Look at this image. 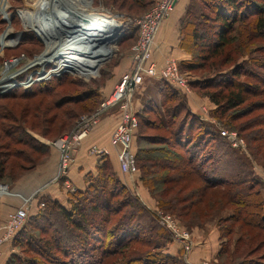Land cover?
Listing matches in <instances>:
<instances>
[{"label": "trees", "instance_id": "16d2710c", "mask_svg": "<svg viewBox=\"0 0 264 264\" xmlns=\"http://www.w3.org/2000/svg\"><path fill=\"white\" fill-rule=\"evenodd\" d=\"M153 3L152 0L148 9ZM259 37L264 40V0H191L179 25V48L190 56L188 61L178 63L180 71L207 72L202 77L210 78L190 82L191 88L215 106L212 114L218 121H226L224 125L231 130L248 131L245 138L255 159L264 144V129L259 128L264 127V121L249 120L238 128L231 124L235 118L228 120L227 113L245 110L250 97L264 95V75L260 80L251 76L264 69V59L257 56L237 64L249 48L246 44ZM28 38L21 37L16 46ZM70 65L68 71L77 70L74 63ZM227 66H233L232 77L220 73ZM84 71L88 68L84 67ZM241 76L261 81L262 88L260 84L252 86L239 80ZM158 80L162 81L158 88L162 96L160 106L167 108L157 106L150 97L143 98L139 108L135 105L138 122L135 134L141 124L152 123L151 117L158 120L162 131L155 139L140 133L136 147L133 143L139 182L154 199L157 209L174 214L189 230L201 228L216 217L218 223H226L218 225L222 242L215 258L217 264H264V257L253 256L260 257L258 253L264 249L263 182L253 175L249 164L246 168V163L230 170L229 175H222L220 166H230L236 151L216 129L195 127L191 121H184L182 115L187 114V103L170 89L173 88L170 84ZM34 90L24 91L27 93L24 96ZM29 96L26 98L32 99ZM96 108L82 114H91ZM32 110L36 109L27 102L24 113L19 114L25 117ZM247 114L243 111L239 117ZM56 117L57 114L43 120L51 123ZM9 118L18 120L13 124L17 126L3 127H7L6 138L26 148L17 149L9 141L0 146V182L8 186L18 176L9 178L8 168L14 165L13 169L29 170L47 152V146L22 128L21 117L11 114ZM255 127L258 130H252ZM45 133L40 136L48 138ZM27 149L38 157L30 159L25 154ZM9 157L13 160L8 166ZM21 159L23 162L19 163ZM5 177L9 179L4 181ZM84 179L85 187L66 191L62 202L49 196L39 198L44 206L28 217L11 242L20 254L11 253L5 264H181L180 258L167 252L172 240L154 218L153 211L129 192L113 171L108 157L98 158L95 173L86 174ZM223 212L228 217L220 218ZM237 230L239 236L232 241Z\"/></svg>", "mask_w": 264, "mask_h": 264}, {"label": "rangeland", "instance_id": "374dc122", "mask_svg": "<svg viewBox=\"0 0 264 264\" xmlns=\"http://www.w3.org/2000/svg\"><path fill=\"white\" fill-rule=\"evenodd\" d=\"M68 1L69 2L66 1V3L64 2L65 5L62 3L64 6L62 5L63 8L62 7L60 8L57 7L56 4L58 6H61V4L55 3L54 5V3H52L50 0H0V74L10 75L12 73V69L14 71L18 70L23 65L22 64L23 62L32 60L35 57L39 58L48 50L47 49L45 51V49L58 38V36L61 34L64 28L71 22V16L62 15L59 13L64 10L68 11V9H70V8H66V5L68 7L70 4H72L74 9H78L86 13L87 15L86 20L81 26V30L84 34L87 32L88 28H93L95 30H97L96 27L98 26L99 29L104 28L103 36L102 37L99 36L96 45L91 46V55L89 56V60L87 61L88 64L86 63L84 65L77 66L76 67L77 70L74 71L73 69H71L70 71L65 72L59 77H53L52 79L46 81L45 83L43 82L31 83L32 90L35 89L32 93L29 94L32 96V99L26 98V97H30L29 95L24 96L25 94H27L24 93V91H26V89H24L22 86L24 84L22 85L18 84L17 86H15V88L11 91L13 92L12 94L14 95H10L8 93L7 95L6 93L3 95L1 93L2 96H0V146H2V144L9 141V144H12V146H15V148L17 149H20L21 147L26 148L23 145H18L19 143H13V140H11L10 138L7 139L6 135L4 134V131L7 128V127L3 128L4 126H8L7 129L17 126L13 124H16L18 119L16 118L17 119L16 121H12V118H9L11 117V114H14L15 116L17 115V117L19 116L22 118L19 119L21 125L23 126L22 128H24V130H27V132L32 136L34 140L43 143L45 146H47V152L46 155L43 156L42 158L41 157L37 158L36 160L39 162H37V164L29 170L20 169L19 167L13 169L14 165L7 169L6 174L8 173L10 175L9 178L11 177L14 178L13 176L14 174L18 176H16L14 182H12V184H10L9 186L0 182V185L7 186L10 192L9 195L0 197V205L4 197L7 196L17 197L18 194L16 196H11L12 195L11 190L18 191L16 186L22 179H25L26 177L33 175L37 169H40L41 167H44L48 164L52 165L56 163V161L58 164V160H57L58 153L51 146V143L54 140H57L59 137L63 136L64 134L69 133L74 128V127L72 128V126L74 125V122L76 123L77 121L76 119L78 115L85 113L87 111H92L96 107L98 108L101 101L109 94V93L102 94V92L106 88H110L111 85L113 88L118 83L120 76L130 68L131 65L130 50L131 47L135 44L138 37V29L135 26V21L146 12L152 0H136V1L86 0L89 6L81 9L80 6L78 5L79 0H68ZM153 1L155 2L156 0ZM190 1L191 0H189V3ZM58 8L60 10L55 11ZM128 32L130 33L128 34ZM24 36L25 37L30 36V39L29 38L26 40L22 39L20 40V44L16 46L17 40ZM178 41L180 42L179 38ZM67 47L68 46H65L64 49H66ZM246 47L249 48L246 50L244 57L238 59L237 64L241 65L242 62L251 61L252 57L256 58L257 56H261V58L264 59V40L261 37L249 41L248 44H246ZM67 52L68 51H64L61 53V55L63 54L66 55ZM77 52L80 51L77 50ZM251 52H253V54H250ZM76 54L77 53L75 51V53L69 56L67 61L64 62L66 63L64 67L67 70L71 66L70 64L73 63L75 64V60L77 58ZM94 57H95V67L93 65ZM9 61H17L16 64L17 66L10 70L4 71L3 68L6 67L5 65H7ZM178 63L179 65L181 64V62ZM84 67L88 68V71H84ZM231 69H233V66H227L225 68H222L220 70V73L222 74V76L224 75V76L232 77L233 70L231 71ZM45 70L48 71L50 69L47 68ZM180 73L185 76V79L188 82L187 88L179 89L173 84L169 82L167 83L173 87L170 89L175 90L176 92L179 93L181 99L183 101L185 100V102L189 107V109H187L188 110L187 114L182 115L184 121L186 122L191 121V124H193L192 126L195 127L198 125L208 126V127L210 126L216 129V131H219V133L222 131H226L228 133L233 132L236 134L237 138L241 140V144L234 147L232 146V144L229 142L228 139L223 137L226 144L232 150H235L236 154H233L232 157L233 163L230 166L229 165L226 167L224 165L220 166L221 169L223 168L222 172H224L222 175H229L228 172H231L230 170L234 169L236 166H239L240 163H246V168L248 169V164H249L253 175L256 176V178H259L264 185V166H262L264 165V144L263 147H261L263 154L261 151H258V153L256 154L254 149H252L253 152L256 154V159H255V157L251 154V151H249L248 149L249 143H247V140L245 138V135L248 134V131L246 132L238 131L239 132L238 133L237 130H231L228 127H226L224 125L226 124V121L222 123L221 120L218 121V119L213 116L212 111L215 108V106L209 101L208 98L199 96L196 93V91L190 86V82L194 80H199L202 78H210V77H202L203 75L205 76L207 72H203V71L187 72L185 70H181ZM22 75L23 78L21 80L26 79L27 77H32V78L36 77V75H34L32 71H26ZM210 75L212 76V74H209L207 76ZM262 75H264V69L255 71V73L252 74L251 76L254 79L260 80ZM219 77L220 80H222V77L221 76ZM60 78L62 79L57 80ZM253 78H245L244 76H241L239 80L244 81L252 86H254V84H260L262 88L261 81L257 82ZM5 83L6 81L1 84H5ZM161 84L162 81L159 82L158 79L155 80L145 79L142 86L138 88L137 91L135 92L133 103L134 102L140 103L141 100H143V98L150 97V99L154 101L157 104V106H160V103L162 102V96H160L159 93L156 91H158V88ZM98 93L100 95H97ZM27 102L31 103L32 109H36V110H32L29 114H26L25 117H23L19 113H22L24 111L25 104ZM245 106H246L245 110H239V111L235 110L227 113L228 120L229 118H231V120L235 118V120H233L231 124L236 125L238 128L239 127L242 128L244 127L243 124L249 120H254L255 122L264 121V95L261 98L256 96L250 97L249 101ZM160 107L164 109L167 108L163 106ZM110 111L115 112L114 109ZM243 111L244 112L247 111L248 114L246 116L239 117L240 114L243 113ZM64 113H67L66 116H64ZM56 114L57 117L53 122L51 123L44 122L43 120L44 117L50 118V116ZM150 120L152 123L148 124L147 126L142 124L140 125L137 133L135 134V139L133 141L135 147L137 144L136 141L140 133L141 134L146 133L147 135L150 134V136H152V138L154 137V139L158 138L162 133V131H159L158 120L153 117H151ZM62 123L64 124L63 126L61 125ZM148 127H151L152 129H146ZM259 128L264 129V127H259ZM252 130H258V128L255 127L252 128ZM197 131L198 130H196L195 132ZM45 132H48L49 134ZM41 133L47 134L46 136L48 138H44L40 136ZM251 145L253 147L254 143H251ZM27 150L28 151L25 154H27L28 156L30 155L29 156L30 159L32 158L33 160H35V158L38 157V155L35 152H31L29 149ZM12 160L13 158L9 157L8 162H6V165L9 166V163L12 162ZM22 162L23 161L21 159L19 163ZM26 166H28V164ZM118 170L121 174H123L119 168ZM115 174L119 175L118 172H115ZM136 174H139V171ZM8 179L5 177L3 180L5 181ZM133 185L134 183L132 181V186ZM132 186H129L127 188L131 194H133ZM263 191H264V187L262 190V195L264 198ZM21 201L22 200L20 198V202ZM157 210L162 214H167L171 216V218L176 222V224L180 229H184L188 231L191 234L192 244H193L192 241L193 230L195 229L203 230L211 224L212 225L214 224V226L218 230L219 224L220 225L226 224V223H218L219 217H216V219L205 223L201 228L194 227L191 230H189L186 226H183L182 222L177 218V216H175L170 212H165L162 209H157V207L155 211H153L154 218L156 220L157 217L155 212ZM8 213L7 215L5 214L0 217V223L7 218V216L10 214ZM219 216H221L220 218L222 217L226 218L228 217V213L223 212L222 215L220 214ZM161 227L167 232L172 242H174L170 231L163 226ZM235 236L236 237L239 236L238 230L234 232L232 241L234 240L233 238H235ZM6 247H8L9 249L6 252V259L9 257L11 253L20 254L19 249L17 247L14 246L12 247L11 244H7L4 247V249ZM192 248L193 245L191 247V250ZM263 252L264 249H261L260 252L258 253L260 254V257H258V255H253L254 258L260 259L264 257ZM3 253L4 252H2V254ZM184 255L187 254H185L183 251V256ZM5 262L6 261L0 264H5ZM207 262L211 264H217L216 260L207 261Z\"/></svg>", "mask_w": 264, "mask_h": 264}, {"label": "built area", "instance_id": "2783aa9c", "mask_svg": "<svg viewBox=\"0 0 264 264\" xmlns=\"http://www.w3.org/2000/svg\"><path fill=\"white\" fill-rule=\"evenodd\" d=\"M179 0H156L152 6L135 21L138 29V37L130 50V68L119 78L108 97L104 98L99 107L91 114H82L77 119L74 128L67 134L59 137L51 143L58 153V164L53 182L59 183L65 191L74 192L68 178L69 168L73 163V154L81 146L83 140L98 127L103 116L110 110L117 112V122L111 132L109 144L115 148L119 169L123 174L134 175L137 168L133 148L134 134L137 130L136 106L133 103L134 94L140 88L145 79H161L169 82L177 88H187L188 82L180 73L178 62L173 58H166L161 66L153 60V47L156 33L161 23L172 12ZM63 72L62 74H64ZM20 85V84H19ZM26 84L22 85L24 87ZM29 85H32L31 83ZM17 86L14 85L13 88ZM222 137L229 140L232 146L241 144L236 134L226 131L220 132ZM88 153L97 158L107 157V149L92 145ZM45 187L39 188L34 193L21 198L20 205L13 210L7 218L0 223V257L3 249L22 229L28 217L38 208L44 206L39 198L43 196ZM7 186L0 185V197L9 195ZM157 222L170 231L173 241L181 244L185 254L192 247L191 234L180 229L176 222L167 214L158 210L155 212ZM12 251V250H11ZM199 264H211L202 261Z\"/></svg>", "mask_w": 264, "mask_h": 264}, {"label": "crops", "instance_id": "0c3cea01", "mask_svg": "<svg viewBox=\"0 0 264 264\" xmlns=\"http://www.w3.org/2000/svg\"><path fill=\"white\" fill-rule=\"evenodd\" d=\"M189 0H179L172 12L161 23L156 33L153 47V60L161 66L166 58L177 59L178 62L188 61L190 56L179 48V22L182 20L185 14V10ZM114 88V87H113ZM110 88H106L102 94H110L112 92ZM111 91V92H110ZM159 93V91H156ZM109 94L106 96L108 97ZM105 97V98H106ZM134 101V100H133ZM138 108L140 103H135ZM117 112L109 111L103 116L100 124L85 138L80 147L73 154V163L69 168L68 180L70 184L78 190H82L85 187V175L94 174L96 171L97 157L88 153V149L92 145L102 147L108 150V159L111 163L114 172H118L119 179L128 188L132 186L133 195L137 196L143 206L151 211H155L156 204L153 198L149 195L148 191L139 182V174L132 176L121 174L118 170L119 164L117 160L118 151L111 147L109 139L112 130L117 122ZM58 160V159H57ZM57 169L56 163L46 165L37 169L36 172L22 179L16 186L18 191L11 190V196L20 195L17 197H4L0 205V217L7 215V213L13 211L20 205V198L28 196L34 193L39 188L45 187L43 196H49L59 201L64 200L66 191L63 187L56 182H53L55 171ZM21 193H20V192ZM264 192V191H263ZM8 213V214H9ZM193 248L190 253L183 256L181 244L178 242H172V245L168 249V253L180 258L181 264H199L202 261H213L220 249L219 233L214 224L207 226L205 229H195L192 232ZM8 247L4 249V253L0 257V263L6 259V252Z\"/></svg>", "mask_w": 264, "mask_h": 264}, {"label": "bare ground", "instance_id": "6f19581e", "mask_svg": "<svg viewBox=\"0 0 264 264\" xmlns=\"http://www.w3.org/2000/svg\"><path fill=\"white\" fill-rule=\"evenodd\" d=\"M52 3H59L62 7L64 2H69L68 0H50ZM63 3V4H62ZM65 5V4H64ZM63 5V6H64ZM80 9L86 8L88 3L86 0H79ZM56 8V7H55ZM63 8V7H62ZM66 8L68 11L64 10L59 12L62 15H69L71 16V22L68 24L64 30L61 32V34L58 36V38L50 44L46 49L45 53L41 55L39 58L35 57L32 60H28L26 62H23L22 66L18 70H13L12 68L16 67L17 61H9L6 67L3 68V70H10L12 69V73L10 75L8 74H0V95L11 92L14 88V85H22L26 84L24 87L26 90L31 88L30 83H45L46 81L52 79L53 77H59L62 75L63 72H67L68 70L64 67L69 56L73 55L76 51L77 58L75 60L76 66H81L87 63L89 60V56L91 55V46L96 45L99 36L102 37L104 34V28H100L99 26L96 27L97 30L93 28H88L87 32L84 34L81 30V26L86 20V13L83 11H80L78 9H74L72 4H70L68 7L66 5ZM65 9V8H64ZM58 8L55 11H59ZM54 13V12H52ZM72 13V15H71ZM58 22V21H57ZM102 22V21H101ZM101 27V26H100ZM102 29V30H101ZM59 34V33H58ZM67 43V44H66ZM65 46H68L66 49ZM74 46V47H71ZM79 50L80 52H77ZM68 51L66 55H61L62 52ZM21 65V64H20ZM49 68L50 70L46 71L45 69ZM26 71H32L36 77H27L26 79H23V73ZM25 80V81H24ZM5 84H1L4 83ZM24 81V82H23Z\"/></svg>", "mask_w": 264, "mask_h": 264}]
</instances>
